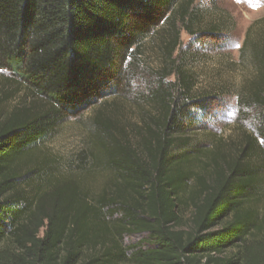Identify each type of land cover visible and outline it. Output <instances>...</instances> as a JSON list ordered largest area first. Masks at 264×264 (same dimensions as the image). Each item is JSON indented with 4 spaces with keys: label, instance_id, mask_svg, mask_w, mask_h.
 Here are the masks:
<instances>
[{
    "label": "trees",
    "instance_id": "1",
    "mask_svg": "<svg viewBox=\"0 0 264 264\" xmlns=\"http://www.w3.org/2000/svg\"><path fill=\"white\" fill-rule=\"evenodd\" d=\"M201 19L195 0H0V70L30 98L2 110L0 89V264H264V35L250 39L254 21L240 47L254 72L238 100L256 132L192 144L211 96L196 93L180 34L224 31ZM119 99L138 117L117 114ZM90 106L62 172L46 141Z\"/></svg>",
    "mask_w": 264,
    "mask_h": 264
},
{
    "label": "rangeland",
    "instance_id": "2",
    "mask_svg": "<svg viewBox=\"0 0 264 264\" xmlns=\"http://www.w3.org/2000/svg\"><path fill=\"white\" fill-rule=\"evenodd\" d=\"M202 14V24L224 22L221 35H189L181 31V49L186 51V62L194 73L196 93L210 95L200 104L205 111L193 110L196 129L191 133L192 144H211L214 137L235 140L241 132H256L257 118L254 111L248 112L238 100L243 85L253 77L254 66L247 53L240 57V47L246 37L248 27L254 22L250 39L264 35V0H195ZM239 45V47H237ZM146 68L158 66L155 44L145 41L144 56L141 58ZM145 68V69H146ZM8 72L0 70V89L11 92L1 103L2 110L28 101L26 91ZM140 80H131L132 92L139 87ZM0 92L3 96L4 93ZM131 96V95H130ZM132 97V96H131ZM117 114L123 117H138L137 106L129 99H119L114 105ZM94 108L80 111L75 117L60 123L56 133L46 141L49 151L59 158L62 172L75 167L76 154L86 145L87 134ZM108 179V174L99 171L87 177L90 188L97 192ZM188 212L184 223H188ZM139 238V237H138ZM133 237V239H138Z\"/></svg>",
    "mask_w": 264,
    "mask_h": 264
},
{
    "label": "snow or ice",
    "instance_id": "3",
    "mask_svg": "<svg viewBox=\"0 0 264 264\" xmlns=\"http://www.w3.org/2000/svg\"><path fill=\"white\" fill-rule=\"evenodd\" d=\"M237 47H239V45H237Z\"/></svg>",
    "mask_w": 264,
    "mask_h": 264
}]
</instances>
